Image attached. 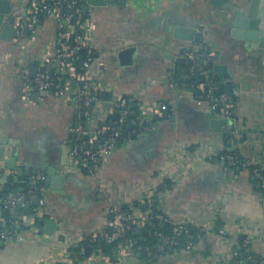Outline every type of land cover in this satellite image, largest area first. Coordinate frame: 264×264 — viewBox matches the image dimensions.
Listing matches in <instances>:
<instances>
[{"label": "crops", "instance_id": "obj_1", "mask_svg": "<svg viewBox=\"0 0 264 264\" xmlns=\"http://www.w3.org/2000/svg\"><path fill=\"white\" fill-rule=\"evenodd\" d=\"M22 6L24 14L29 4L23 0ZM218 8L210 0H115L105 6H91L86 15L95 21V57L89 72L99 90L90 118L81 115L79 85L70 87L69 96H59L49 88L46 95L38 94L28 103L22 98L26 68L31 74L34 69L45 71L53 82L63 76L62 65L55 66L58 59H44L47 51L60 46L56 19L43 14L35 33H28L19 41L21 45L0 39V138L7 142L3 146L5 157L14 148L11 140L18 141L17 165L23 169L18 176L5 168V173H11L3 183L0 176V201L15 187H26V181L35 175H27V169L58 166L65 158V148L78 143L79 134L73 135L77 127L93 131L116 121L114 113L120 112L112 103L119 96L128 97L134 111L152 104L153 113L160 115L144 132L130 129L132 121L126 124L124 138L119 139L104 165L106 191H100L94 181L74 175L64 189H46L44 204L30 203V212L25 207L21 213L19 208L13 213V207H0L1 230L10 234L0 245V264H47L71 236L85 238L105 228L111 218L108 194L123 206L138 203L145 212L141 205L147 203V210L153 205L157 214L173 221L187 222L197 229L207 227L194 249L168 247L155 264H226L234 246L243 239L250 241L252 251L264 264L262 59L250 43L230 34L226 20L214 13ZM260 9L264 16V0ZM170 19L205 26L206 45L228 63L231 83L240 90L236 111L242 126L231 136L237 148L231 152L239 155L234 165H229L230 159L221 158L232 147L228 137H221L223 129L212 127L210 115L196 101L199 94L192 92L196 88V81L188 80L195 74L192 67L176 66L165 57L166 52L173 51L167 46L172 35L164 26ZM126 43L138 47L131 64H123L118 58L121 45ZM184 70L187 72L181 73ZM220 83L224 85L222 80L214 82V89ZM220 93L227 92L223 89L216 94ZM168 105L170 114L164 118ZM2 165L4 160L0 159ZM37 211L57 220L54 236L42 231L44 222L41 227L33 226L38 221L34 218ZM94 253H84L80 261L75 257L73 264H101L96 258L89 260ZM139 254L142 251L135 250L122 264H143Z\"/></svg>", "mask_w": 264, "mask_h": 264}, {"label": "built area", "instance_id": "obj_2", "mask_svg": "<svg viewBox=\"0 0 264 264\" xmlns=\"http://www.w3.org/2000/svg\"><path fill=\"white\" fill-rule=\"evenodd\" d=\"M79 2L80 0L32 1L25 10V14L17 17V42L25 39L24 33L26 30L30 34L35 33L40 15L48 14L58 21L60 28V46L55 51H47L44 59L46 62L51 61L53 58L59 59L61 60L62 68L67 70L66 78L60 76L56 81L48 82L46 81L48 76L45 71H40L33 78L30 68H26L23 75L22 98L26 103L32 100L30 96L33 85H37L39 91L48 90L51 85H54L55 91L59 96H69L71 94L70 82L74 81L80 86L77 94L78 103H81V109L90 118L92 116L93 104L96 100V93L99 90L98 83L91 79L89 72L92 61L94 60L91 54L94 48L93 30L95 28V21L92 17L84 13L83 9L79 6ZM24 19L27 20V25L23 23ZM19 44L21 45V42ZM82 50L87 51L88 57L76 63L80 58L79 53ZM191 55L193 56V53ZM206 55L211 57L213 56V52L207 51ZM68 58H70V61H67ZM202 74L208 78L205 70ZM198 87L204 90L203 83L199 84ZM212 89H214L213 86ZM211 97L210 93L204 92L199 96L198 101L199 103L203 102L202 99L208 101V107L213 113L218 116H224L229 121L230 126L236 129L241 128V119L236 111L240 98V90L235 88L232 95L229 93H220L218 95L216 94L213 99ZM112 106L119 110V119L110 124L95 128L93 135L89 139H85L84 135L92 131L82 126L77 127L76 132L79 134L78 143L75 146L69 147V159L65 167L66 171L74 172L80 177L94 181L100 191H106V182L103 174L104 165L116 147L119 136L124 131L126 124L132 121L137 126L136 131H139L142 127L147 128V117H150L154 110V105L146 104L142 106L137 118H130L136 111L130 108L129 100L125 96H119L112 103ZM141 114H144L146 117H141ZM86 145H88V148H85ZM221 158L230 159L234 162L239 160V156L231 151L224 152ZM4 173V171L0 172V176ZM9 173L11 171H8L6 174ZM45 178V175L41 173L35 174L28 180L29 182H34L28 193L12 190L1 199L0 207L20 208L28 206L39 193H43L46 190V186L44 185ZM150 198L151 194L148 196V202L151 201ZM40 204H44L43 198H41ZM107 210L111 218L105 228L89 233L93 241L101 237L106 243L113 244L121 236H124L128 229L135 227L137 229L147 230L154 223V220L158 219L160 225L170 224L172 227L170 233L162 229L148 230L149 235L159 240L156 249L163 254L165 249L171 246L184 247L188 250L194 249L196 241L202 236V232L207 230L206 226H202L200 229L198 228L199 232L195 233L191 229L192 226L187 222L173 221L168 217L155 213L150 208L143 212L136 204L130 203L129 205L123 206L111 194H108ZM9 236V232L0 230L1 238L7 239ZM83 240V235L77 237L71 236L62 251L56 255H51L46 263H75V258L71 257L72 252L70 248L80 244ZM82 248L84 247L82 246ZM240 249L245 250V253H242ZM135 250H146V256H143V264L156 263L152 259L154 254L152 248H144L142 244H137V241L133 239L120 241L118 246H116L113 257L110 254L102 252L100 249L94 248V256H91L89 260L96 258L101 264H122L125 258ZM231 253L226 264H256L257 262L256 255L252 251L248 239H243L239 244L235 245Z\"/></svg>", "mask_w": 264, "mask_h": 264}, {"label": "water", "instance_id": "obj_3", "mask_svg": "<svg viewBox=\"0 0 264 264\" xmlns=\"http://www.w3.org/2000/svg\"><path fill=\"white\" fill-rule=\"evenodd\" d=\"M28 4L32 1H42V0H26ZM115 0H82L83 2V11L87 14L90 10L91 6H105L108 5L109 2H114ZM126 0H118V2L124 3ZM212 3L219 5V8L214 12L218 15L219 18L226 20L227 28L230 30V34L233 37L244 39V42L250 43V46L256 50V53L262 59L261 64V76H262V90L261 96L263 97V101L261 105L264 109V16H262L260 5L261 0H210ZM23 0H0V39L6 41H17V29H16V20L17 17L23 14L22 6ZM170 19L167 21L164 26L167 28L165 32L171 34L172 37L167 39V46L173 50L171 53H165V57L172 61L176 66L187 65L192 67L194 71V77L189 78L188 80L193 82L196 81V88H192V92L195 94H199V96L204 93H210L211 99L214 98L217 92L222 91L223 89L232 95L234 86L231 83V73L229 71V65L227 62H223L220 59V55H213L208 57L206 55L207 51L211 50V46L206 45L205 43V33L204 29L205 26L203 25H196L190 24L186 20H176ZM23 23L27 25V20L24 19ZM225 24V25H226ZM155 28V27H154ZM163 31V30H162ZM202 31V32H201ZM29 31L26 30L24 33V38L28 35ZM138 47L133 44H123L121 45L118 51V58L123 64H131L134 62V55L137 53ZM193 53V56L191 55ZM70 61V58L67 59ZM56 67H61V60H57L55 63ZM206 71V75L208 78L204 77L202 74L203 71ZM187 70L181 71V73H186ZM60 73L66 78L67 70L63 69L60 70ZM38 74V69H34L31 76L35 78ZM52 72L49 71V75ZM217 80H222L224 85L220 83L217 89H212V84L217 82ZM46 81L50 82L51 79L48 77ZM204 84V90L201 89L199 84ZM70 86L72 88H77L78 84L74 81L70 82ZM184 89L183 87H180ZM50 89L55 90L54 85H51ZM186 89V88H185ZM31 99H36L38 94L46 95L48 90L39 91V87L37 85H33L31 88ZM199 97L196 100L198 104L203 106V109L206 115H210L211 117V125L214 129L221 131L223 129V133L221 135L222 138H227L228 145L232 147L229 151H236V146L232 145L231 136L240 131L241 128H234L233 126L229 125V121L224 116H218L213 113L209 109V102L205 101L204 99L202 103H199ZM91 108V107H90ZM153 114V115H152ZM150 117H147L148 125L149 123H153V120H159L160 115L157 113H152ZM170 114V105H168L164 111L163 117L167 118ZM81 115H85L84 111ZM138 114H132V118H137ZM141 117H146L144 114L140 115ZM114 118L119 119V113H114ZM229 125V126H228ZM226 126L225 128H223ZM87 128H89L87 126ZM129 128L132 130L137 129L136 124L130 123ZM144 132L145 127L139 129V132ZM93 131L84 135L85 139H89L93 135ZM73 135L76 137L78 134L77 132H73ZM136 133H133V137ZM124 136L121 134L119 139H123ZM7 143L6 139L3 137L0 138V159L4 160V165L0 166V172H3L5 168L14 170L17 172L18 176H22V167L17 165L19 157V151L16 144L18 141L11 140V143L14 145V148L11 151V155L9 157H5V148L3 147L4 144ZM72 141H68L67 146L72 144ZM88 148V145L85 146ZM69 159V148H65V158L61 161V163L57 165H49L46 168L42 169L40 167L33 169V170H26L24 171L27 175L38 174L39 172L42 175H45V182L44 185L46 189H54V190H62L64 189V185L70 181L72 176H76L78 174L66 171L65 167L68 163ZM229 165H234V161H229ZM41 169V170H40ZM241 169V165L237 166V170ZM40 170V171H39ZM9 178V175L4 173L1 179V183L6 181ZM30 184H34L33 181H30ZM260 187V185H258ZM21 191H25L26 187H20ZM9 190V189H8ZM46 191V190H45ZM44 191V192H45ZM43 192V193H44ZM43 193H40L33 199V203L35 206L40 205L41 198H43ZM43 200H45L43 198ZM141 208L146 211L147 210V203L141 205ZM27 212H30V207H25ZM13 213H16V208H13ZM34 218L37 219V223L33 224V226L41 227L42 222H44V228L42 231L47 235L54 236L57 230V220L52 218V216H46V214H39L37 211L34 214ZM22 221V220H20ZM24 221V219H23ZM1 229V227H0ZM140 231V228L138 229ZM63 235V241H64ZM62 239V237H61ZM5 240L2 238L0 239V245H3ZM171 249V247H170ZM60 250V249H59ZM60 252V251H59ZM58 252V253H59ZM94 252V247L86 246L84 253L92 255ZM142 254H139L141 256ZM72 258H75V255L71 254ZM77 258H75L76 261ZM80 261V259H79ZM86 264V263H85Z\"/></svg>", "mask_w": 264, "mask_h": 264}, {"label": "trees", "instance_id": "obj_4", "mask_svg": "<svg viewBox=\"0 0 264 264\" xmlns=\"http://www.w3.org/2000/svg\"><path fill=\"white\" fill-rule=\"evenodd\" d=\"M79 6L83 9V2H82V0H80ZM41 16H43V14L40 15L39 17L41 18ZM91 55H92L93 58L95 57V50H92V54ZM79 56H80V58L76 61V63L81 62V60L84 59V58H87L88 57V53H87L86 50H82L79 53ZM127 99H128V97H127ZM136 113L139 114L140 113V110H137ZM130 118H131V116H130ZM233 153H235L237 156H239L237 152H233ZM165 183H167V181ZM25 185H26V190L25 191H22V192L28 193V191H29V189L31 188L32 185L30 184V182L28 180L26 181ZM163 185H161V187ZM14 189L16 191H21L17 187H15ZM262 191H264V190H262ZM32 202H33V200H32ZM137 205H138V203H137ZM23 209H24V207H20L19 208L20 213L23 211ZM150 209L152 211L156 210V208H154L153 205L150 207ZM3 210H5V209H3ZM154 212H156V211H154ZM159 223H160V221L158 219H155L154 220V223L152 225H150L147 230L143 229L141 231H139L135 227H132V228L128 229V231L126 232V234L124 236H121L118 239V241L114 242L113 244L106 243L101 237H99L96 241H93L92 240V237L90 235H87L80 244H78L76 246H72L70 248V251L75 255V257H77L78 259H81V257L84 255V249H85V247L88 246V245H93V247L95 249H100L102 252H104L106 254H110L113 257L114 254H115L116 246H118V243L120 241H126L127 239H133V240H136L137 241V244H142L144 248L151 247L152 248V251H154V254H153L152 259L154 261H156L157 258H158V255L161 254V252L156 249V245L159 242V240L156 237H154L152 235H149L148 234V230L149 229H153V230L154 229H162V230L166 231L167 233H170L171 232V229H172V227H171L170 224L160 225ZM191 229L195 233L199 232V230L196 227H193L192 226ZM1 231H3V230H1ZM0 239H2V238L0 237ZM82 246L84 248H82ZM166 250L167 249H165V251ZM240 250H241L242 253H245V250H243V249H240ZM142 255L143 256H146V250H143L142 251ZM256 259H257L256 264H261V260H259V258L257 256H256Z\"/></svg>", "mask_w": 264, "mask_h": 264}]
</instances>
